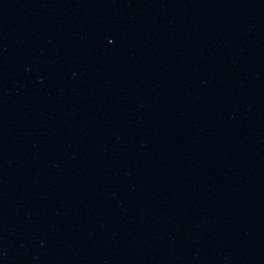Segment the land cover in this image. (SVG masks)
Segmentation results:
<instances>
[{"label":"water","instance_id":"1","mask_svg":"<svg viewBox=\"0 0 264 264\" xmlns=\"http://www.w3.org/2000/svg\"><path fill=\"white\" fill-rule=\"evenodd\" d=\"M0 264H264V0H0Z\"/></svg>","mask_w":264,"mask_h":264}]
</instances>
